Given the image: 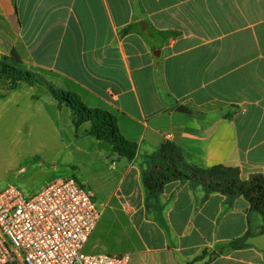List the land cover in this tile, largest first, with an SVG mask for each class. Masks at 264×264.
I'll list each match as a JSON object with an SVG mask.
<instances>
[{"label":"crops","instance_id":"crops-1","mask_svg":"<svg viewBox=\"0 0 264 264\" xmlns=\"http://www.w3.org/2000/svg\"><path fill=\"white\" fill-rule=\"evenodd\" d=\"M12 54L111 112L137 145L131 160L103 152L112 194L98 250L129 264H264V218L246 198L200 181H170L157 197L144 186L167 144L201 169L264 176V0H0V59ZM0 86V106L42 102L26 82L3 76Z\"/></svg>","mask_w":264,"mask_h":264},{"label":"rangeland","instance_id":"rangeland-1","mask_svg":"<svg viewBox=\"0 0 264 264\" xmlns=\"http://www.w3.org/2000/svg\"><path fill=\"white\" fill-rule=\"evenodd\" d=\"M16 67L34 75L31 83L25 79L21 82L34 87V98L42 97V102L31 103L22 94L17 102L0 106V192L13 185L30 199L40 193L47 182L75 178L94 192L93 200L98 207L105 206L112 194L103 184V152L109 143L92 135L91 124L79 119L76 112L61 101L59 83L29 71L22 60ZM47 119L60 129L63 143L50 135ZM102 252L98 250L93 232L84 253ZM112 252L103 253L114 255Z\"/></svg>","mask_w":264,"mask_h":264},{"label":"built area","instance_id":"built-area-1","mask_svg":"<svg viewBox=\"0 0 264 264\" xmlns=\"http://www.w3.org/2000/svg\"><path fill=\"white\" fill-rule=\"evenodd\" d=\"M75 178L55 179L26 198L0 192V264H129L130 255L84 253L102 209Z\"/></svg>","mask_w":264,"mask_h":264},{"label":"trees","instance_id":"trees-1","mask_svg":"<svg viewBox=\"0 0 264 264\" xmlns=\"http://www.w3.org/2000/svg\"><path fill=\"white\" fill-rule=\"evenodd\" d=\"M20 58L12 54L11 57L0 59V78L8 76L13 82L19 83L22 80H33L32 73L23 72L17 69ZM42 75L48 79L56 80L58 76L50 71L42 70ZM61 101L72 108L79 119L91 124L90 133L100 141L109 143V147L118 157L133 159L136 155V143L125 138L119 130L116 118L108 110L90 108L80 98L62 90ZM149 172L144 174V186L148 197H157L163 190L165 184L174 180L200 181L209 192L222 193L230 201L236 197H244L250 203V212L259 213L264 218V176L254 175L249 180H242L237 169L228 168L223 165L211 169H201L188 163L173 145H165L161 152L154 157ZM105 225L103 221L102 227ZM101 230V229H100ZM99 230V231H100ZM264 233V227L261 229ZM247 236V235H246ZM245 236V237H246ZM245 240L232 243L234 248H241ZM204 251V255L207 254ZM203 256L196 258L189 264H195Z\"/></svg>","mask_w":264,"mask_h":264},{"label":"water","instance_id":"water-1","mask_svg":"<svg viewBox=\"0 0 264 264\" xmlns=\"http://www.w3.org/2000/svg\"><path fill=\"white\" fill-rule=\"evenodd\" d=\"M179 109L182 110V109H184V107H180Z\"/></svg>","mask_w":264,"mask_h":264}]
</instances>
